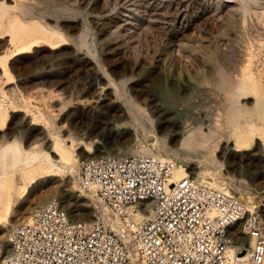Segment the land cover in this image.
<instances>
[{
    "label": "rangeland",
    "instance_id": "374dc122",
    "mask_svg": "<svg viewBox=\"0 0 264 264\" xmlns=\"http://www.w3.org/2000/svg\"><path fill=\"white\" fill-rule=\"evenodd\" d=\"M229 1L0 0V244L8 241L12 227L53 200L64 207L69 198L71 219L90 216L93 221L95 198L80 187L78 167L94 150L93 157H99L121 146L150 149L201 181L196 172L211 174L206 181L225 184L232 196L246 201L264 197V0ZM101 68L113 78L132 79L130 86L143 94L142 102L153 101L162 111L160 121L138 124L115 118V105L123 100L104 84L96 86L97 74L108 84ZM238 81L244 90L231 94V82ZM12 90L19 92L17 97H10ZM52 91L62 96L53 102L56 111L48 113L38 100L40 93ZM28 95L37 102L28 101ZM232 103H240L241 123L216 136L225 139L218 156L181 149L191 129L201 125L192 118L193 108L222 106L231 124ZM98 104L107 106L100 111ZM249 123L262 129L258 135L245 133ZM237 128L245 133L240 143L234 137ZM58 144L67 157L55 150ZM67 158L75 173L65 165ZM74 186L78 194L69 192ZM5 215L11 224L4 222Z\"/></svg>",
    "mask_w": 264,
    "mask_h": 264
},
{
    "label": "built area",
    "instance_id": "2783aa9c",
    "mask_svg": "<svg viewBox=\"0 0 264 264\" xmlns=\"http://www.w3.org/2000/svg\"><path fill=\"white\" fill-rule=\"evenodd\" d=\"M78 182L93 222L53 200L12 227L5 264H264V197L176 180L173 162L150 156L82 159Z\"/></svg>",
    "mask_w": 264,
    "mask_h": 264
},
{
    "label": "bare ground",
    "instance_id": "6f19581e",
    "mask_svg": "<svg viewBox=\"0 0 264 264\" xmlns=\"http://www.w3.org/2000/svg\"><path fill=\"white\" fill-rule=\"evenodd\" d=\"M11 1V0H10ZM14 1V0H13ZM241 1H244L245 2V0H241ZM3 3H5V2H3ZM2 3V4H3ZM17 3V2H16ZM229 4H232V5H235V4H237L238 3V1L237 0H231V1H229L228 2ZM7 4V3H6ZM8 5V4H7ZM16 5V4H15ZM18 5H20V4H18L17 3V5L16 6H18ZM3 6V5H2ZM23 6H25L26 7V5H23ZM3 7H5V6H3ZM10 7V6H9ZM5 8H8V7H5ZM18 8H21V7H18ZM23 8V7H22ZM28 8V7H27ZM235 8V7H234ZM25 9V8H24ZM24 9H22V10H24ZM230 9V8H229ZM233 9V8H232ZM8 10V9H7ZM12 10V9H11ZM29 10V9H28ZM28 10H26V11H28ZM235 10V9H234ZM17 12H19L18 10H16ZM124 11V10H123ZM22 12V11H21ZM29 12V11H28ZM8 13V12H7ZM13 13V12H12ZM27 14H29V13H27ZM26 14V15H27ZM157 15V14H156ZM159 15V14H158ZM157 15V16H158ZM20 18H21V16L20 15H18ZM128 16V15H127ZM152 17V16H151ZM24 18V17H23ZM17 19V18H16ZM15 19V20H16ZM152 19H153V17H152ZM13 20V19H12ZM14 20V21H15ZM149 20H150V18H149ZM114 21V20H113ZM152 21V20H151ZM150 22V21H149ZM23 23V22H22ZM20 24V23H19ZM112 24H113V22H112ZM113 26V25H112ZM24 27V26H23ZM48 27V26H47ZM49 28V27H48ZM74 28H75V26H74ZM118 28V27H117ZM122 28V27H121ZM15 29V28H14ZM21 29V28H20ZM25 29V30H24ZM55 29H57L56 27H55ZM59 29V28H58ZM22 30H24V31H26V28H23ZM74 30V29H73ZM17 31H18V29H17ZM30 31V30H29ZM28 31V33H31V32H29ZM51 31V30H50ZM49 31V32H50ZM58 31H61V30H58ZM105 31V30H104ZM19 32V31H18ZM34 32V31H33ZM43 32H45V31H43ZM42 32V33H43ZM48 32V31H47ZM46 32V33H47ZM91 32V31H90ZM14 33V32H13ZM15 33H16V35H17V32L15 31ZM24 33V32H23ZM36 33H38V32H36ZM51 33V32H50ZM88 33V32H87ZM99 33V32H98ZM43 34H45V33H43ZM52 34H53V32H52ZM56 34V33H55ZM54 34V35H55ZM26 35H30V34H26ZM42 34H40V36H41ZM56 35H58V34H56ZM84 35H87L86 33L84 34ZM90 35V34H89ZM88 35V36H89ZM99 35V34H98ZM30 36H32V35H30ZM30 36H28V37H30ZM33 36H36V35H33ZM39 36V35H38ZM37 36V37H38ZM49 36V35H48ZM47 35H46V37H48ZM25 37V36H24ZM27 37V36H26ZM25 37V39H27ZM43 37V36H42ZM46 37H45V39H46ZM82 37H84V36H82ZM81 37V38H82ZM22 38V37H21ZM21 38L20 39H18L17 41H19V40H21ZM88 38V37H87ZM17 39V38H16ZM32 39H36V37H33V38H31V40ZM51 39H52V37H51ZM24 39H22V41H23ZM29 40V39H28ZM33 40V41H34ZM40 40V39H39ZM47 40V39H46ZM48 40H50V39H48ZM5 41V40H4ZM27 41V40H26ZM26 41H23V43H25ZM37 41V40H36ZM83 42L84 41H86V39L85 40H82ZM7 43V42H6ZM17 43V42H16ZM20 43V42H19ZM28 43V42H27ZM32 43H34V42H32ZM37 43V42H36ZM39 43H41V42H39ZM7 44H9V43H7ZM15 44V43H14ZM21 44V43H20ZM83 44V43H82ZM86 44V42L83 44V45H85ZM2 45V44H1ZM6 45V44H5ZM23 45V44H22ZM27 45V44H26ZM87 45V44H86ZM85 45V46H86ZM25 46V45H24ZM35 46V45H34ZM42 46V45H41ZM17 47V46H16ZM26 47V46H25ZM43 47V46H42ZM12 48V47H11ZM22 48V47H21ZM29 48V47H28ZM40 48V47H39ZM1 49V48H0ZM10 49V48H9ZM14 49V48H13ZM16 49V48H15ZM23 50V49H22ZM34 50V49H33ZM37 50V49H36ZM93 50H95V49H93ZM3 51V50H2ZM10 51H12L13 52V50H10ZM20 51V50H19ZM92 51V50H91ZM9 52V51H8ZM27 52H29V51H27ZM39 52V51H38ZM59 52V51H58ZM88 52H89V50H88ZM93 52V51H92ZM1 53V52H0ZM3 53V52H2ZM22 53V52H21ZM37 53V52H36ZM94 53H96V52H94ZM16 54V53H15ZM27 54V53H26ZM92 54V53H91ZM97 54V53H96ZM98 55V54H97ZM21 56V55H20ZM83 56V55H82ZM81 56V57H82ZM11 57V56H10ZM16 57V56H15ZM79 57V56H78ZM85 57V56H84ZM17 59V58H16ZM96 59V58H95ZM94 59V60H95ZM99 59H101V58H99ZM25 60V59H24ZM97 61H99V60H97ZM4 62V61H3ZM3 62H1V63H3ZM11 62V61H10ZM6 64H8V62L6 63ZM10 64V63H9ZM15 64V63H14ZM83 64V63H82ZM98 64V63H97ZM44 65H45V63H44ZM2 66H3V64H2ZM5 66V65H4ZM78 66V65H77ZM95 66V65H94ZM99 66L101 67V64L99 63ZM3 68V67H2ZM104 68V67H103ZM103 68H101L102 70L101 71H103V75H104V77H107L108 78V84L107 85H105L106 84V82L104 81V78L102 77V76H100L99 74H97V76H96V86H101V85H103L104 84V86H107V87H109L110 89H112V92H114V94L118 97V98H120V99H122L123 100V103L122 104H120V105H115V114H114V117L115 118H117V119H119V121L120 120H130V121H137L138 122V124L139 123H142L143 124V121H146V122H148V123H154L155 121H158L159 120V118H161L162 116H164L163 114H162V111L159 109V108H157V107H155L154 106V102L153 101H151V102H147V101H145L144 102V100H143V102H142V97H143V94H141V93H138L134 88H132L130 85H131V81H132V79H124V80H120V79H118V78H113V77H111L110 75H109V73L105 70V69H103ZM6 69H8V68H5L4 70H6ZM98 70V69H97ZM5 72V71H4ZM2 73V72H1ZM62 74V73H61ZM223 75V74H222ZM226 76V75H225ZM11 77V76H10ZM228 77V76H227ZM230 77H232V76H230ZM229 77V78H230ZM14 78V77H13ZM224 78V77H223ZM4 79V78H3ZM7 79V78H6ZM10 79V78H9ZM226 80V79H225ZM225 80L223 79L222 80V82L224 81L225 82ZM230 80H231V78H230ZM3 81V80H2ZM26 81V80H25ZM10 82V81H9ZM131 82V83H130ZM223 82V86H227V84L226 85H224L225 83ZM227 82V81H226ZM1 83V82H0ZM3 83V82H2ZM25 83V82H24ZM64 83V82H63ZM232 84H233V86H232V90H231V94H233V93H237V94H239V95H241V91L242 90H244V87L241 85V81H238V82H235V83H233V82H231ZM13 84V83H12ZM20 85V84H19ZM25 85V84H24ZM35 85V84H34ZM228 85H230V84H228ZM4 86V85H3ZM10 86V85H9ZM14 86V85H13ZM16 86V85H15ZM23 87V86H22ZM21 87V88H22ZM26 87H28V86H26ZM25 87V88H26ZM228 87H230V86H228ZM17 88H19V87H17ZM61 88V87H60ZM231 88V87H230ZM8 89V88H7ZM14 89V88H13ZM87 89H89V88H87ZM93 89V88H92ZM138 89V88H137ZM2 90V89H1ZM6 90V89H5ZM17 90H19V89H17ZM91 90V89H90ZM90 90H89V92H90ZM100 90V89H99ZM102 90V89H101ZM104 90V89H103ZM102 90V91H103ZM9 91V90H8ZM20 91V90H19ZM43 90H41V92H42ZM225 91V90H224ZM18 92V91H17ZM17 92L15 91V90H12L11 91V95L12 96H10V97H17ZM45 92V91H44ZM3 93V92H2ZM2 93H1V95H2ZM5 93V92H4ZM7 93H9V92H7ZM19 93V92H18ZM21 93V92H20ZM110 93V92H109ZM39 94V93H38ZM91 94H92V92H91ZM102 94H103V92H102ZM101 94V95H102ZM108 94V93H107ZM23 95H24V93H23ZM88 95V94H87ZM227 95V94H226ZM5 96V95H4ZM35 96H37V95H35ZM60 96V97H59ZM59 96L58 95H56L53 91L52 92H48V93H43V94H41L40 93V97H39V100H38V102H42L43 104H44V106H45V109L47 110L46 112H48V113H50V112H53L55 109H56V105L53 103L54 101H58V98H60L61 99V94H59ZM97 96V95H96ZM232 96V95H231ZM3 97V96H2ZM28 97V101H30L31 103L34 101H36L37 99H34L33 98V96L31 95V96H27ZM84 97V96H83ZM109 97V96H108ZM150 97V96H149ZM7 98V97H6ZM64 98V97H63ZM62 98V99H63ZM98 98V97H97ZM103 98H104V96H103ZM153 98V97H152ZM229 98V97H228ZM230 98H232V97H230ZM233 98H236V97H233ZM3 99V98H2ZM116 99V98H115ZM15 100V99H14ZM25 100V99H24ZM96 100V99H95ZM3 101V100H2ZM7 101V100H6ZM62 101V100H61ZM238 101V100H237ZM236 101V99H235V101L234 102H237ZM37 102V101H36ZM91 102V101H90ZM13 103V102H12ZM60 103H62V102H60ZM59 103V104H60ZM67 103V102H66ZM95 103V102H94ZM103 103V102H102ZM87 104V103H86ZM156 104V103H155ZM233 105H232V107H231V109L229 110V114H231L230 116H232V123L231 124H228V120H229V118H227V117H225V115H224V113H225V110H224V107H222L221 105V108H215V107H213V106H209V107H202L201 109H198L197 107H195V108H193L192 110H193V114H192V118H193V120H194V122H196V123H200L201 125H200V127H198V128H195V129H191V134H190V136H189V138H186V139H184L181 143H180V147H181V149H186V150H195V149H200V150H203V151H207V152H209V153H212L211 155H217L216 153L218 152V151H220V149H221V144H220V142H222L221 141V139L224 141L225 139H223V138H221V137H216L217 135H219V134H223V133H225V132H227L230 128H235L236 126L234 125L235 124V122H237V124L239 125V123H241V107H240V103L239 104H235V103H232ZM4 105V104H3ZM32 105V104H31ZM35 105V104H34ZM58 105V104H57ZM27 106V105H26ZM28 106H30V105H28ZM89 106V105H88ZM91 106V105H90ZM96 106V105H95ZM104 106H107L106 104H98L97 105V107H95V108H98L100 111L104 108ZM1 107V106H0ZM33 107V106H32ZM34 107H36V106H34ZM61 107V106H60ZM114 107V106H113ZM90 108V107H89ZM37 109V108H36ZM44 109V110H45ZM88 109V108H87ZM86 109V110H87ZM97 109V110H98ZM107 109V108H106ZM3 110H4V106H3ZM2 111V110H1ZM23 111H25V110H23ZM27 111V110H26ZM41 111H43V109L41 110ZM56 111V110H55ZM168 111V110H167ZM248 111V110H247ZM7 112V111H6ZM6 112H5V114H6ZM30 112V111H29ZM103 112V111H102ZM107 112V111H106ZM249 112L250 113H252L253 114V112H254V110L253 111H251V110H249ZM248 112V113H249ZM26 113H28V111L26 112ZM94 113V112H93ZM92 113V114H93ZM97 113V112H96ZM104 113H105V111H104ZM113 113V112H112ZM180 113V112H179ZM182 113V112H181ZM0 114H4L3 112L2 113H0ZM90 114H91V112H90ZM91 114V115H92ZM243 114V113H242ZM6 115H8V114H6ZM68 115V114H67ZM83 115V114H82ZM1 116V115H0ZM84 116H86V115H84ZM90 116V115H89ZM93 116V115H92ZM191 116V115H190ZM98 117V116H97ZM167 117V116H166ZM189 117V116H188ZM187 117V118H188ZM1 118V117H0ZM6 118V117H5ZM9 118V117H8ZM107 118V117H106ZM191 118V119H192ZM26 119V118H25ZM83 119V118H82ZM1 120V119H0ZM54 120V119H53ZM2 121V120H1ZM160 121V120H159ZM162 121V120H161ZM182 121H184V120H182ZM121 122V121H120ZM137 122H135V123H137ZM186 122H188V121H186ZM185 122V123H186ZM190 122V121H189ZM193 121H191V123H192ZM128 123V122H127ZM126 123V124H127ZM6 124V123H5ZM169 125V124H168ZM230 125V126H229ZM117 126V125H116ZM135 126V125H134ZM140 126V125H139ZM138 126V127H139ZM143 126V125H142ZM162 126V125H161ZM166 126V125H165ZM179 126V125H178ZM185 126H186V124H185ZM190 126V125H189ZM120 127V126H119ZM121 127H122V125H121ZM247 129H245L246 130V132L245 133H247V134H257V133H259V131H261L262 129L261 128H257L256 126H255V124L254 123H249V124H247ZM129 128V127H128ZM153 128V127H152ZM185 128V127H184ZM188 128V127H187ZM191 128V127H190ZM30 129V128H29ZM155 129V128H154ZM153 129V130H154ZM165 129V128H164ZM181 129V128H180ZM213 129H215L216 130V132H213ZM26 130V129H25ZM33 131V130H32ZM138 131H139V129H138ZM179 131V130H178ZM187 131V130H186ZM207 131V132H206ZM42 132V131H41ZM188 132V131H187ZM154 133H155V131H154ZM245 133H242L241 132V128H237L236 130H235V133H234V137H235V139H236V141H240L241 140V137L245 134ZM113 134V133H112ZM233 134V133H232ZM42 135V134H41ZM227 135H228V133H227ZM258 135V134H257ZM256 135V136H257ZM43 136V135H42ZM188 136V135H187ZM221 136H223V135H221ZM231 136V135H230ZM260 136V135H259ZM36 137V136H35ZM225 137H226V135H225ZM228 137H229V135H228ZM248 137V136H247ZM246 137V138H247ZM250 137V136H249ZM32 138V137H31ZM40 138V137H39ZM42 138V137H41ZM173 138V136H170L169 138H167L166 140H164L165 141V147H167V142L168 141H170L171 139ZM227 138V137H226ZM231 138V137H230ZM260 138V137H259ZM34 139V138H33ZM257 139V138H256ZM31 140V139H30ZM247 140V139H246ZM255 140V139H254ZM253 141V140H252ZM251 141V142H252ZM257 141V140H256ZM59 142V141H58ZM248 142H249V140H248ZM259 142V141H258ZM47 143V142H46ZM223 143H225V142H223ZM236 143V142H235ZM240 143V142H239ZM241 143H242V141H241ZM17 144V143H16ZM26 144V143H25ZM249 144H250V142H249ZM27 145V144H26ZM29 145V144H28ZM40 145V144H39ZM38 145V146H39ZM55 145H57V144H55ZM238 145V144H237ZM241 145V144H240ZM244 145V144H243ZM15 146V145H14ZM17 146V145H16ZM245 146H247V145H245ZM251 146V145H250ZM249 146V147H250ZM12 146H10V148H11ZM44 147V146H43ZM58 149H56L55 147H53V148H55V150H57V152H61V154H63V150H64V146L63 145H60V144H58V146H56ZM228 147V146H227ZM236 147V146H235ZM239 147H241V148H243L242 146H239ZM248 147V148H249ZM260 147V146H259ZM264 147V146H263ZM13 148V147H12ZM66 148V147H65ZM89 148V147H88ZM225 148V147H224ZM237 148V147H236ZM251 148V147H250ZM89 149H91V148H89ZM93 149V148H92ZM228 149V148H227ZM245 149V148H244ZM20 150V149H19ZM54 150V149H53ZM54 150V151H55ZM59 150V151H58ZM67 150V149H66ZM94 150V149H93ZM224 150V149H223ZM9 151H10V149H9ZM8 151V152H9ZM14 151H16V152H18V150H14ZM22 151H23V149H22ZM28 151H30V150H28ZM95 151V150H94ZM94 151H91V152H88L87 153V156H86V158L85 159H88V158H92L94 155H95V153L96 152H94ZM203 151H201V152H203ZM7 152V151H6ZM25 152V151H24ZM31 152V151H30ZM53 152V151H52ZM222 152V151H221ZM235 152V151H234ZM23 153V152H22ZM29 153V152H28ZM233 153V152H232ZM3 154V153H2ZM5 154V153H4ZM3 154V155H4ZM11 155L10 156H16V155H13L12 153H10ZM31 153H29V155H30ZM60 154V155H61ZM66 154V153H65ZM238 154H240V153H238ZM5 155H7V153L5 154ZM9 155V154H8ZM48 155H49V153H48ZM64 155V154H63ZM102 155H108V156H117V157H127V156H130V155H135V156H150V157H154V158H157V159H160V160H167V159H164L163 158V156H161L160 154H155L154 152H152L150 149H142V150H135L133 147H131V146H128V147H125V146H121V147H119L118 149H116V150H114V151H109L108 153L107 152H101L100 154H98V156H102ZM206 155V154H205ZM226 155V154H225ZM56 156V155H55ZM65 157H67L66 155H64ZM63 156V157H64ZM69 156V155H68ZM218 156V155H217ZM263 156V155H262ZM61 157H62V155H61ZM69 157H71V156H69ZM207 157V156H206ZM205 157V158H206ZM210 157V156H209ZM214 157V156H213ZM212 157V158H213ZM250 157V156H249ZM11 158V157H10ZM49 158V157H48ZM73 157H71L70 159H72ZM216 158V157H215ZM224 158V157H223ZM70 159H66V163H65V165L67 164L68 165V167H70L71 168V170H73V173H75L74 172V169H75V167H73V166H71V161H70ZM201 159V158H200ZM202 159H203V157H202ZM238 159V158H237ZM254 159V158H253ZM74 160V159H73ZM206 160H210V161H212L211 159H206ZM225 160V159H224ZM236 160V159H235ZM52 161V160H51ZM60 161H62V159H60ZM63 161H65V160H63ZM168 161H171V162H173L174 164H175V178H176V180H180V179H182V178H184V177H186V176H191L190 174H189V172H188V170L185 168H183V167H181L182 168V171H179V167H178V165L176 164V162L175 161H173V160H168ZM203 161V160H202ZM229 161H230V159H229ZM208 162V161H207ZM233 162H234V160H233ZM61 163V162H60ZM64 163V162H63ZM75 163V162H74ZM208 164V163H207ZM60 165V164H59ZM76 170V169H75ZM197 171V170H196ZM201 171V170H200ZM206 172H207V170H206ZM191 173V172H190ZM209 174L208 173H205V171L204 172H196L195 173V176L196 177H202L203 178V180L204 181H201V180H199V179H197V178H194V177H192L193 179H195L196 181H198L201 185H203V186H206V187H211V188H214V189H216V190H218V191H220V192H223V193H225V194H227V195H231L232 196V194L230 193V191L229 190H227L226 188H225V184H223V183H220L219 181H217L216 179V182L215 183H213V184H210V183H208L207 181H206V177L208 176ZM211 175V174H210ZM209 175V176H210ZM241 183H243V182H241ZM66 185V184H65ZM70 187V186H69ZM78 187L77 186H74V187H72V189H70V191L69 192H71V193H77V192H79L80 190H78L77 189ZM58 189H59V187H58ZM63 189V188H62ZM60 192V191H59ZM78 194V193H77ZM93 195V194H92ZM72 196V195H71ZM64 197H65V195H64ZM63 198V197H62ZM61 198V199H62ZM65 199V198H64ZM69 199V198H68ZM67 199V201H66V204H65V206L63 207V209H64V211L69 215L70 213H69V210L71 209V207H72V203H71V200H68ZM78 200V199H77ZM76 203V202H75ZM90 212V211H89ZM88 212V213H89ZM9 213V212H8ZM91 214V213H90ZM12 216V215H11ZM69 217L71 218V215H69ZM3 219H4V222L5 223H8V224H11V220H10V217H9V215H5V217H3ZM2 219V220H3ZM72 220V222L73 223H79L80 221H84L86 224H91L93 221H92V219H91V217L90 216H86V218L85 219H79L78 221H77V219H71ZM32 222V217L30 216V217H27L26 219L24 218V221L22 222V224H24V223H31ZM2 224V223H1ZM14 226V225H13ZM12 227V226H11ZM15 227V226H14ZM7 228V227H6ZM9 251H10V244H9V238H8V241H6V242H4V243H1L0 244V264H5V260H6V257H7V255H8V253H9Z\"/></svg>",
    "mask_w": 264,
    "mask_h": 264
}]
</instances>
